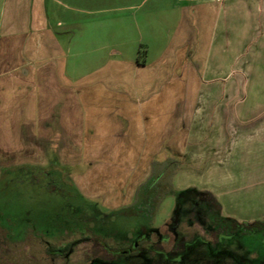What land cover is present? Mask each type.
I'll use <instances>...</instances> for the list:
<instances>
[{"label": "crops", "instance_id": "0c3cea01", "mask_svg": "<svg viewBox=\"0 0 264 264\" xmlns=\"http://www.w3.org/2000/svg\"><path fill=\"white\" fill-rule=\"evenodd\" d=\"M178 1L169 10L161 4L158 20L121 15L101 43L96 35L85 41L99 20L80 14L83 3L0 0V166L38 165L45 151L51 164L110 167V182H125L122 166L139 159L149 166L170 150L199 160L217 149L203 136L222 139L237 126L230 88L241 82L228 76L242 67L244 34L264 36V0ZM142 26L148 34L137 32Z\"/></svg>", "mask_w": 264, "mask_h": 264}, {"label": "rangeland", "instance_id": "374dc122", "mask_svg": "<svg viewBox=\"0 0 264 264\" xmlns=\"http://www.w3.org/2000/svg\"><path fill=\"white\" fill-rule=\"evenodd\" d=\"M66 2L83 3L86 12L80 14L86 19L99 20L95 28H87L85 41L97 37L104 43L108 42L110 31L119 29L117 20L121 15L130 16L131 13L145 11L151 18L158 20L160 13H163V10H160L161 4L169 10L170 5L180 1ZM153 24L154 28L160 29L157 23ZM154 28L149 32H154ZM146 30L143 26L137 27V32L142 31L143 35L148 34ZM133 31L135 32L136 28L118 33L129 34L134 33ZM165 40V36L163 39L160 33L158 43L163 44ZM240 48L241 53L237 61L242 67L234 68L228 76L231 79L239 78L241 82V85L230 88H235L236 93L229 105L233 109L231 117L236 119L237 126L225 128V139L217 138L215 134H205L203 137L208 141L213 139L218 148L207 150L204 158L189 161L182 152L181 156L174 158L173 151L166 150V159L155 157L151 160L152 165H145V160L139 159L137 165L122 166L128 174L125 182H110L111 176L105 173L110 167H104L102 170L100 166L79 163L81 161L77 159H74L76 163L73 165L61 163L60 159L56 164H51L55 159L48 162L41 157L45 151H38V169L52 171L55 174L52 178L56 182L53 180L54 182L45 185L44 182H38L40 178L34 171L20 174L17 165L0 166V264H217L206 258L195 260L190 257L192 253V257L207 255L201 243H198L194 251L189 247L181 262L167 259L153 248L143 249L139 255L116 251L127 247L140 232L144 215L140 213L139 203L126 204L132 201L137 187L150 176L158 177L160 182L149 191L150 197L163 192L166 186L185 188L184 192L190 194L189 187L194 186L191 184L207 185L214 189L215 196L226 213L237 217L264 216V36L252 39L247 32ZM231 57L232 54L227 56L229 60ZM227 58L224 57L225 61ZM223 65L227 67L225 63ZM217 88L214 87L216 90ZM198 136L201 137V134ZM133 153L135 151H132ZM157 153L161 156L163 151ZM139 157L143 158L141 155ZM213 158L216 159L217 166H207L213 162ZM179 163L184 165L182 173L177 172L181 167L178 166ZM118 168L115 166L114 169L117 171ZM120 176L125 177L123 174ZM112 177L119 178L117 175ZM51 185L58 187L51 189ZM132 192L133 196H130ZM142 194L143 192L140 196L143 197ZM97 202L100 205L96 204ZM173 203L174 195L166 193L157 208L153 222L154 226L161 227L170 237V245H166L170 247V256L183 249L179 241L192 235L190 231L196 229V222H202L203 215L195 211V203L187 202L182 207L181 217L176 220V204ZM122 205L126 206L119 208L115 213H112L114 211L111 209L108 216L97 214L94 220L89 216V220H83L82 214L93 215L97 207L103 211L99 213L105 214L109 212V208ZM174 221H178V227L181 226L187 233L175 234L171 224ZM81 226L85 227L84 231ZM190 227L194 229L190 230ZM196 231L204 232V229ZM263 236V233L259 232L258 238L264 240ZM151 240H154L155 248L164 246L159 243L157 236H152ZM100 241L105 243L111 252L108 253ZM146 242L147 240L140 245L144 246ZM244 243L250 244L246 240ZM224 248L220 254L224 259L221 264H264V255L252 252L248 247H244L240 240L228 241Z\"/></svg>", "mask_w": 264, "mask_h": 264}, {"label": "flooded vegetation", "instance_id": "af4514ba", "mask_svg": "<svg viewBox=\"0 0 264 264\" xmlns=\"http://www.w3.org/2000/svg\"><path fill=\"white\" fill-rule=\"evenodd\" d=\"M39 165H33V164H23L20 165V174H28L32 173L33 171L39 176V183L44 182L43 184L46 185V183L49 182H56V180L52 177L55 176V174L52 171L49 170H42L38 169ZM153 179L154 185H159L160 182L158 181V177L150 176L147 178L146 181L142 182L141 185L137 187V190L134 193V197H132V201L126 205H131L134 203H139L140 210L143 209V213H141L143 216V220L140 223V232L138 235L133 239L132 243H130L127 247L117 250L116 252L119 253H134L139 255L143 249H155L156 251H159L165 258L170 259L172 261H179L181 262L185 255L188 253V248L190 247L192 251L197 248L198 243H201L205 250L207 251L206 256H194V254H191V258L195 260L201 259H208L211 263H219L221 264L223 262V257L220 255L224 251V246L228 243V241L231 240H240L242 241L244 247H248L252 252H256L259 255H264V240L260 237L258 238L259 232L263 233L264 235V216L259 217H237L233 214L226 213L220 201L215 197L212 191L207 189H202L200 187L191 186L189 187L191 189L190 194H186L184 191L183 196H177L175 193H172L174 195V203L176 204V220H179L182 207L185 206V204L188 202V204L195 203V211L203 214L201 216L202 222H196L198 225H194L196 227L195 230L194 227H190V231L192 232L190 236H185V239L179 241V243L182 245L183 249L176 253L173 256H170V247H167L166 245H170V237L168 234L161 229V227L154 226V217L155 213L157 211V208L159 204L161 203V200L167 193V190L170 188L176 189V191L185 190V188H177V187H167L166 189L161 192L160 194H157L156 196L153 195L150 197L151 194L149 192H146L145 194L142 193V189L144 188L145 184L148 183L150 179ZM54 180V181H53ZM41 181V182H40ZM156 185V186H157ZM58 186L51 185V189H57ZM158 191V188H157ZM165 193V194H164ZM163 194V195H162ZM133 196V195H132ZM141 197L139 199L138 197ZM134 198V199H133ZM215 203V205L213 204ZM96 204H99L98 202ZM100 205V204H99ZM98 205V206H99ZM126 205H122L119 207H113L109 208V212L105 214H101L99 212L101 211L100 207L95 208V211L93 215H83V220H89L87 216L92 218L94 220L95 216L97 214L102 216H108L109 213L113 210L115 213L116 210H118L121 207H124ZM215 206V207H214ZM181 208V209H180ZM112 209V210H111ZM180 209V210H179ZM148 218H146V217ZM145 217V218H144ZM178 221L172 222L173 230L175 229L174 233L176 234H185L187 232L184 231V229H181L182 227L177 225ZM192 225V223H191ZM82 227V226H81ZM82 231L85 230V227H82ZM197 229H204V232L202 231H196ZM186 230V229H185ZM189 230V229H188ZM152 236H157L158 241L160 244H163V247L155 248V243L151 240ZM264 237V236H263ZM262 237V238H263ZM146 244L144 246L140 245L143 241H146ZM244 240L250 242V244H245ZM101 243V241H100ZM148 243V244H147ZM69 244V243H68ZM68 244H66L68 246ZM102 247L109 253L110 248L105 245V243H101ZM129 249V250H127ZM158 249V250H157ZM59 251H62V249H59ZM208 256V257H207Z\"/></svg>", "mask_w": 264, "mask_h": 264}, {"label": "trees", "instance_id": "16d2710c", "mask_svg": "<svg viewBox=\"0 0 264 264\" xmlns=\"http://www.w3.org/2000/svg\"><path fill=\"white\" fill-rule=\"evenodd\" d=\"M154 180L151 178L149 181H148V183L147 184H145V186H144V188L142 189V192H143V194H145L147 191L149 192L150 190H152V189H154L155 188V186L157 185H154V183H156V182H153ZM184 190H181V191H176V189H173V188H169L168 190H167V192H171V193H175L177 196H183L184 195V192H183ZM140 212L141 213H143V209L141 208V210H140ZM263 221H264V219H263Z\"/></svg>", "mask_w": 264, "mask_h": 264}, {"label": "water", "instance_id": "95a60500", "mask_svg": "<svg viewBox=\"0 0 264 264\" xmlns=\"http://www.w3.org/2000/svg\"><path fill=\"white\" fill-rule=\"evenodd\" d=\"M127 250H129V249H127Z\"/></svg>", "mask_w": 264, "mask_h": 264}]
</instances>
